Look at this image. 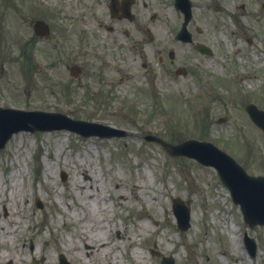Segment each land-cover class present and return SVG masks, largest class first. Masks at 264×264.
Segmentation results:
<instances>
[{"label":"rangeland","instance_id":"obj_1","mask_svg":"<svg viewBox=\"0 0 264 264\" xmlns=\"http://www.w3.org/2000/svg\"><path fill=\"white\" fill-rule=\"evenodd\" d=\"M10 1L14 9H7L4 17L0 1V107L61 112L130 132L127 138L104 140L66 130L22 132L0 150V226L12 228L13 220H20L21 227L27 224L18 239L34 236L33 244L28 243L30 249L37 248L39 260L34 264H59L62 251L70 264H106L87 256L79 243L83 221L95 219L93 228L101 223L103 236L111 231L110 243L115 241L125 251L122 234L134 236L142 221L140 211L148 208L160 223L148 221L151 230L134 237L139 249L141 240L150 244L141 264H162L164 258L174 259V264H264V227L249 228L216 170L187 157L173 158L145 139L155 135L181 143L204 137L236 159L249 175L264 173V133L245 110L249 102L264 109V11L257 6L264 0H224L231 14L224 15L219 37L223 54L195 68L198 76L193 78L176 77L173 70L175 78L168 77L157 55L146 56L131 38L114 42L105 36L56 33L48 41L39 39L30 26L38 19L60 23L62 0ZM35 36L37 68L30 72L20 47ZM73 63L83 68L77 80L69 75ZM174 109L178 119L163 116ZM204 114L202 128L197 127ZM220 117L226 123H218ZM82 164L95 174V187L89 192L97 201L91 202V215L81 204L87 198L72 185ZM79 176L89 181L91 172ZM134 183L142 188L139 202L134 198ZM12 194L20 208L12 206L8 213L2 202ZM176 198L191 201V227L186 232L178 229L174 216ZM245 234L256 241L255 257L246 248ZM73 242L79 249L70 246Z\"/></svg>","mask_w":264,"mask_h":264},{"label":"flooded vegetation","instance_id":"obj_2","mask_svg":"<svg viewBox=\"0 0 264 264\" xmlns=\"http://www.w3.org/2000/svg\"><path fill=\"white\" fill-rule=\"evenodd\" d=\"M224 0H62L64 13L59 31L84 37L131 38L150 57L168 68L193 76L196 69L220 52L219 36L224 27ZM261 9L264 3L257 4ZM243 9L246 11L245 6ZM190 11V13H189ZM261 14L260 10H255ZM253 14L252 11H248ZM56 31V25L52 23ZM182 30L189 40L172 41ZM168 46L175 47V51ZM200 46H203L201 48ZM220 46V51L218 47ZM122 50V47H121Z\"/></svg>","mask_w":264,"mask_h":264},{"label":"water","instance_id":"obj_3","mask_svg":"<svg viewBox=\"0 0 264 264\" xmlns=\"http://www.w3.org/2000/svg\"><path fill=\"white\" fill-rule=\"evenodd\" d=\"M42 24L38 23L35 27L37 33L43 34ZM75 74V69H72ZM249 114L252 120L264 131V111L258 110L255 106L248 107ZM1 113L12 115H29V116H44L54 117L56 119H66L70 125L66 128L78 132L84 136L99 135L100 137L112 136H126L127 133L120 130H114L103 127L98 124L86 123L81 121H72L59 114H44V113H31L25 114L19 111L4 110ZM62 128V127H55ZM93 129L92 132L87 131ZM51 130L54 128H46L41 124H35L34 127L28 125H21L16 122H11L0 118V148H4L12 137V135L21 130ZM156 140L164 147V149L172 156H188L194 158L205 165H212L217 168L219 175L225 185L232 191L233 198L237 204H240L244 213L246 221L251 227L256 224H264V176L259 178H251L246 175L243 169L235 163L229 156L219 151L215 146L206 142H199L196 140L186 141L184 144L174 146L165 143L156 138H149ZM181 228L188 229L189 227V211L186 210L183 215H178ZM62 264H66L63 260ZM168 264H173L169 261Z\"/></svg>","mask_w":264,"mask_h":264},{"label":"bare ground","instance_id":"obj_4","mask_svg":"<svg viewBox=\"0 0 264 264\" xmlns=\"http://www.w3.org/2000/svg\"><path fill=\"white\" fill-rule=\"evenodd\" d=\"M249 78L251 79L252 77ZM85 171L89 173L91 172V179L89 181L82 180L79 176V174ZM75 172L76 174L72 181L73 188L76 189L78 187V189L84 194V198H87V201L81 204L83 207H86L87 212L91 215V202L97 201L95 194L89 192L90 188L94 189L95 187V174L85 164L77 166ZM116 185L117 189H119L120 184L118 183V181H116ZM96 190L98 191V189ZM133 193L135 200L139 202L141 197L140 194L142 193L140 184H133ZM67 196L72 198V193L68 191ZM121 199H124V197L121 196ZM73 200H75V198ZM4 202L6 203L2 202V206L5 208V210L8 211V213H10V208L12 206H18L20 208L18 199L14 197L13 194L9 196V201L4 199ZM71 204L72 203L67 204L66 208L69 209ZM118 204L121 205V202L119 201ZM139 216L142 221L140 222L139 230L134 233V236H130L127 233H123L121 236V242L126 243L127 246L125 251L122 250L120 246L117 247L118 245L115 241L110 243L111 231L107 230V236H103V227L101 223H98L97 227L93 228L95 219H90L89 217L86 221H83V234L79 239V243L82 244L83 249L86 250V255H92L97 259H102L106 264H141V260L147 258L144 249H149L150 244L147 239L141 240L140 246L143 249H139L138 247H136L138 245V242L134 237L138 238L142 234L151 230L152 226L148 221H152L157 224H159L160 222L150 208L144 211L141 210ZM195 216L196 213L193 212L192 217L196 218ZM12 222V228H10L9 226H0V264H7V262H9V264H18L23 260H25L27 264H30V261L39 260L37 250H29L28 246V243L30 241H35L34 236L30 235L29 237L25 236L21 239H18L20 233L25 228H28L27 224L24 225V227H21L20 220H13ZM155 233H157V230H155ZM11 238L15 239L13 243L10 241ZM156 240V238H153V241ZM232 241L235 243V245H238V242L235 240V236L233 234ZM70 246H72L74 250H77L80 247L79 244H76L74 242L70 243ZM159 248L161 249V251L163 250L162 252L165 251L164 246L159 245ZM116 250L121 253V256L118 255V253L113 254ZM61 253L64 254L63 251ZM41 259L44 261L45 256L41 257ZM151 259L153 261H157L153 258Z\"/></svg>","mask_w":264,"mask_h":264}]
</instances>
